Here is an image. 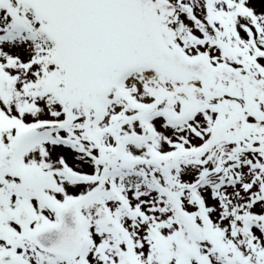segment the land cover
Instances as JSON below:
<instances>
[{
	"label": "snow or ice",
	"instance_id": "1",
	"mask_svg": "<svg viewBox=\"0 0 264 264\" xmlns=\"http://www.w3.org/2000/svg\"><path fill=\"white\" fill-rule=\"evenodd\" d=\"M0 264H264V0H0Z\"/></svg>",
	"mask_w": 264,
	"mask_h": 264
}]
</instances>
